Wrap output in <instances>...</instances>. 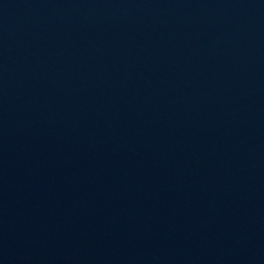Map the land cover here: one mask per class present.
Returning <instances> with one entry per match:
<instances>
[{
  "label": "water",
  "instance_id": "water-1",
  "mask_svg": "<svg viewBox=\"0 0 264 264\" xmlns=\"http://www.w3.org/2000/svg\"><path fill=\"white\" fill-rule=\"evenodd\" d=\"M0 264H264V0H0Z\"/></svg>",
  "mask_w": 264,
  "mask_h": 264
}]
</instances>
